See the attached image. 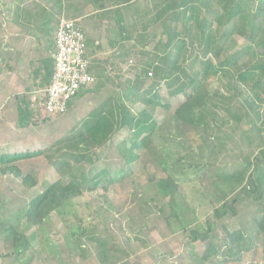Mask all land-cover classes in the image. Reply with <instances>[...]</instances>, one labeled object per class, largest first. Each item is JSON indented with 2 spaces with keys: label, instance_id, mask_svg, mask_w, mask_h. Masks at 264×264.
Segmentation results:
<instances>
[{
  "label": "rangeland",
  "instance_id": "1",
  "mask_svg": "<svg viewBox=\"0 0 264 264\" xmlns=\"http://www.w3.org/2000/svg\"><path fill=\"white\" fill-rule=\"evenodd\" d=\"M242 1L248 10L239 16L237 27L230 26L219 39L224 53L236 54V64H228L224 67L226 72H214L210 76L206 90L209 100L203 97L205 107L200 109L206 116L208 108H212L215 119L207 120L216 126L214 130L210 124L192 127L176 121L174 110L184 95L171 96L170 87L160 82L158 105L150 110V121L136 128L118 129L109 139L104 141L100 137L98 144H94L79 137L78 132L86 129L96 111L106 106L104 102L141 92L153 81V75L140 79L136 73L141 68L138 59L148 56L143 50H152L159 43L158 38L166 39L165 18L154 24L150 21L152 17L145 15L155 0H132L129 6L121 7L131 31L130 39L121 35L115 15L110 12L114 9L110 0H0V82L15 72L20 86L16 89L18 94L0 88V153L37 149L45 152L16 162L23 174L35 179L33 187L0 171V264H264V233L256 239L251 235L254 217L264 211V185L259 199L241 194L243 188L253 189L249 178L252 159L263 156L260 153L264 150V74L258 78L260 85L254 88L262 101L255 103L253 110L243 101L249 90L241 87L239 93L232 79L237 67L256 61L254 46L248 51L244 49L252 34L249 12L264 0ZM62 11L74 12L72 17L82 24L91 64L96 66L92 67L95 81L81 90L64 113L44 115L30 110L28 123L21 126L17 105H27L32 90L45 85L39 59L47 56L51 47L52 34L46 21H56ZM261 26L264 29V16ZM19 29L42 39L27 40L28 52H20L18 57L10 49L12 44L17 45L9 36ZM219 29L217 32L221 33L222 28ZM158 46L162 51L163 45ZM199 55V42H196L185 49L178 66L189 73L199 70L198 62H194ZM208 59L213 65L217 61L211 55L204 58L206 62ZM8 61H17L16 65L22 67H9ZM25 69L31 77L24 76ZM123 102L134 113L144 108L143 104L133 105L126 98ZM233 114L240 115L241 120L235 121ZM137 133L139 140L148 136L152 149H144L137 160L125 164L115 146ZM153 153L162 158H155ZM187 153H192V158H188L192 164L206 163L204 170H193L190 180L181 181L178 198L187 219L205 221L212 217L214 206L240 196L235 204L236 214L228 213L215 221L210 238L205 241L188 238L174 221L168 198L157 192L156 182L166 175L161 162L174 164L177 157ZM258 166L261 175L264 164ZM240 171V182L228 179L230 173ZM71 178L82 183V194L60 210L50 212L40 224H29L24 216L29 200L49 183H66ZM9 222L30 242L20 253L13 252V232L6 230ZM222 225L229 231L239 229L246 236L232 254H225L224 246L229 241ZM209 242L214 244L215 252L206 259Z\"/></svg>",
  "mask_w": 264,
  "mask_h": 264
},
{
  "label": "trees",
  "instance_id": "2",
  "mask_svg": "<svg viewBox=\"0 0 264 264\" xmlns=\"http://www.w3.org/2000/svg\"><path fill=\"white\" fill-rule=\"evenodd\" d=\"M110 1L111 8L114 9L109 10L115 15V21L121 35L123 34L124 39H130L131 34L129 35V33L131 31L124 21L121 7L129 6L132 0ZM214 3L216 6H213ZM245 4L246 2L242 0H155L151 10L146 11L145 15L152 17L150 21L154 24L161 17L165 18L167 27L165 31L166 39L165 41H161L158 38L157 41L159 43L152 50H143V54H148V56L138 59L137 64L141 68L136 73V78L141 79V77L150 78L148 75V72H150V76L153 75V81L141 92L132 93L129 97H122L120 95L115 100L105 101L104 105L106 106L96 111L93 119L90 118L91 120L86 129H81L78 132V136L83 137L84 140H91L94 144H98L100 137L105 141L118 129L136 128L150 121L152 119V112L150 110L158 105L160 82H164L170 87L169 94L171 96L178 94L184 95V100L174 110L176 121L192 127L194 125H211L207 119H215L210 110L212 108H208V114L206 116L200 112V109L205 107L206 101L203 103V97L207 101L209 100L206 97V90L210 76L214 72H226L227 70L224 67L228 64L229 66L235 65L237 60L236 54L224 53L219 39L225 36L226 32L230 30V26L237 27L239 16L248 10V6ZM263 12V1H259L255 5V9L249 12L251 14L249 17L253 22L249 27L252 34L244 50L248 51L251 46H254L255 50L253 54L255 55L254 59L256 61L248 62L240 68L237 67L232 76L235 88H239V93L241 87L249 90V94L245 93L246 95L244 94L245 96L243 97V101L245 105L247 104L246 106L249 110H253L255 103L262 101L261 96L254 91V88L260 85L258 78L264 74V59H262V56H264V29L261 26L264 16L262 15ZM219 28H222L221 33L217 32L220 30ZM215 32H217L216 35ZM180 34L182 37L178 38ZM196 42H199L200 55L199 59L194 62L195 64L198 62L199 70L189 73L183 67L178 66V62L185 49L188 46H193ZM158 44L163 45L162 51L159 50ZM143 47L145 48L146 45H143ZM222 51L224 53L223 55L221 54ZM208 55L216 58L217 61L214 65L210 62V59H208L209 62L204 60ZM51 61L50 58H46L43 61L46 82L49 80L53 70V61ZM138 80L136 79L135 82H138ZM80 93L81 91L78 95ZM125 98L129 99L133 105L136 103L143 104L144 108L137 113L132 112L129 106L123 102ZM72 101L69 103L68 108ZM17 110L18 124L25 126L28 123L27 118L30 112L28 105H17ZM232 116L237 122L241 120L240 115L233 114ZM113 125H115V128H111ZM214 126L211 125L213 130L216 127ZM138 135L139 133L137 135L132 134L130 139L122 140L115 146L118 155L125 164H131L137 160L140 152L144 149L147 151L152 149L150 148L151 144H149L148 136L144 135L139 140L137 139ZM44 153L42 149L0 153V171L2 173H10L16 178H20L24 185L33 187L36 184L35 179L30 174H23L16 162L44 155ZM190 154L187 153V156L177 157L174 164L168 165L166 162H161L166 175L165 177L159 178L156 182L157 192L163 198H168L167 203L171 208V215L174 221L180 226V229H184L188 238L191 241H205L210 238V232L213 228L212 224L215 221H220L228 213H231V215L236 214L235 204L239 201L240 196L237 195V197H233L230 201H223L219 206H214L212 209V217L205 221L197 222L191 221L192 219H187L184 208L181 207L182 205L178 198L179 189L182 185L181 181L185 178L186 180H190L191 175H193L192 171L200 172L205 169L206 164L204 161L192 164L188 161V158H192ZM260 154L263 156L261 158L260 156L254 157L252 159V165L250 164L251 171L249 178L253 189L250 187L248 189L247 187L241 189V194H251L255 199L260 198L262 194L261 188L264 185V171L261 169V175L258 172L260 168L258 163L264 164V150H261ZM153 155L155 158H162V155H157V153H153ZM242 169L244 170V168ZM229 178L235 179L237 183L240 182L242 179L241 171L240 173H230ZM255 178L257 181H255ZM82 186V183L75 178L69 179L66 183L60 181L49 183L43 190L29 200L24 212L26 221L31 225L40 224L50 212L60 210L71 199L80 196L83 190ZM187 207H185L186 210ZM253 223L255 228L252 229L251 235L253 234L256 239L259 234L264 233V211L258 217H254ZM222 229L226 236L225 239L229 241V245L224 246L225 254H232L234 247L238 246L242 241L244 242L246 236L239 229L229 231L224 225H222ZM6 230L13 232V239L15 241L13 244V252L20 253V251L30 246V242L26 236L18 232L11 223L6 226ZM207 249L208 251L204 255L206 259L215 252L214 244L209 242Z\"/></svg>",
  "mask_w": 264,
  "mask_h": 264
},
{
  "label": "built area",
  "instance_id": "3",
  "mask_svg": "<svg viewBox=\"0 0 264 264\" xmlns=\"http://www.w3.org/2000/svg\"><path fill=\"white\" fill-rule=\"evenodd\" d=\"M53 47L50 78L43 87L32 90L27 104L29 110L44 115L64 113L78 93L95 81L86 35L78 18H59L53 34Z\"/></svg>",
  "mask_w": 264,
  "mask_h": 264
},
{
  "label": "crops",
  "instance_id": "4",
  "mask_svg": "<svg viewBox=\"0 0 264 264\" xmlns=\"http://www.w3.org/2000/svg\"><path fill=\"white\" fill-rule=\"evenodd\" d=\"M73 14H74V12L73 13H65V11H62L61 13H59L58 15H57V19H56V21H52V19H49V20H47L46 22H48L49 21V24H48V29H50L49 30V32L52 34V41H51V47H50V50H49V54L47 55V56H41L40 57V64H41V67H42V69H41V72L43 73L42 75H43V77H44V64H43V61H44V59H46V58H50L51 60H52V57H51V52H52V50H53V34H54V30H55V28H56V26H57V23H58V20H59V18L61 17V16H63V15H66V17H68V16H70V17H72L73 16ZM50 20H51V22H50ZM18 29V28H17ZM9 37H11L10 39L12 40V38L15 40V43H16V45L17 46H14L13 44L11 45L12 47L10 48L11 49V51L13 52V54H16L18 57H19V55H20V52H22L23 54H26V52H28V48L27 47H25V44H26V41L27 40H40V39H42V37L41 36H39V35H37L36 37H33V34H29L27 31H25V30H20L19 29V32H17V33H15V35H13V36H9ZM12 43V42H11ZM35 44V43H34ZM27 48V49H26ZM88 51H89V49H88ZM89 55H91L90 54V51H89ZM96 56V55H95ZM92 57V56H91ZM52 62V61H51ZM16 63H17V61H16ZM16 63L15 62H13V61H8V66L9 67H22V66H17L16 65ZM91 67H96L95 65L93 66V63L91 64ZM26 70V69H25ZM16 72H17V70H16ZM15 74V72L14 73H12V77H10V76H8V78L6 77V76H4V80L2 81V83L0 82V88H3L2 89V91L3 92H7V91H10V90H14V93L13 94H18V92L16 91V89H18V87H20L19 86V84L16 82L17 80H15V77H17L18 78V76L19 75H14ZM24 76H27V77H31V76H29V71L28 70H26V75H24ZM1 78H2V75H0V81H1ZM38 79V78H37ZM30 81V80H29ZM28 81V82H29ZM23 82H24V80H23ZM44 82H46V80L44 79ZM12 87V88H11ZM6 89H8V90H6ZM1 97V96H0ZM9 153H11V152H9Z\"/></svg>",
  "mask_w": 264,
  "mask_h": 264
}]
</instances>
